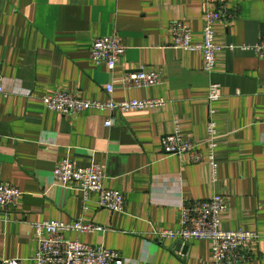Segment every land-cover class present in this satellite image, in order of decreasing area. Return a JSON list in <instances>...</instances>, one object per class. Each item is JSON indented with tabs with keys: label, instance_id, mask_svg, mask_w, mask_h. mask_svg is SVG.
I'll return each instance as SVG.
<instances>
[{
	"label": "crops",
	"instance_id": "crops-1",
	"mask_svg": "<svg viewBox=\"0 0 264 264\" xmlns=\"http://www.w3.org/2000/svg\"><path fill=\"white\" fill-rule=\"evenodd\" d=\"M221 6L236 15L213 23L219 49L206 72L199 52L173 46L169 26L180 21L201 42L205 11ZM263 25L264 0H0V183L22 192L14 208L0 210V260L35 264L31 224L82 219L105 230L65 237L118 251L123 264H212L209 241L192 240L182 254L153 232L178 229L184 203L220 194L227 201L220 228L259 236L252 257L237 264H264V60L241 48L259 40ZM114 33L126 49L109 71L89 54L94 38ZM142 68L159 72L160 83L125 89L116 81ZM210 83L221 89L212 104ZM109 84L115 101L165 103L63 116L39 100L64 90L106 101ZM210 107L215 178L206 161L165 155L160 144L177 129L205 150ZM64 159L102 165L105 187L124 194V210L98 208L91 195L83 211L78 190L52 183V170Z\"/></svg>",
	"mask_w": 264,
	"mask_h": 264
},
{
	"label": "built area",
	"instance_id": "built-area-1",
	"mask_svg": "<svg viewBox=\"0 0 264 264\" xmlns=\"http://www.w3.org/2000/svg\"><path fill=\"white\" fill-rule=\"evenodd\" d=\"M229 13L225 6L219 9H207L204 13L201 42H193L192 31L184 23L173 21L169 31L173 38V46L178 49L199 52L202 57V70L211 72L214 68L215 54L219 49L214 43L213 23L224 17L235 16ZM231 48L233 46H230ZM243 50L252 51L258 58L264 60V25L259 40L255 44L241 46ZM126 47L120 37L114 33L96 37L90 48V59L95 64H104L111 71L124 54ZM0 94L4 93L1 85ZM122 88H140L154 86L160 83V74L155 71H145L143 68L126 73L116 80ZM113 84L106 87L108 99L106 101L87 100L64 90H57L52 94H45L39 98L41 104L63 116H74L86 110L106 112H126L161 106L163 99L123 100L115 101L110 96ZM221 96L218 83H210L207 99L210 104ZM214 110L209 109L207 121V140L205 150L191 139L184 138L176 129L172 134L160 138L162 152L165 155L189 154L192 162L206 161L212 168V176L217 172L215 150L217 147L216 122L213 119ZM111 118L105 121L110 125ZM52 183L64 189H75L82 194L83 211L88 209L87 202L91 195H95L98 208L122 212L125 197L122 192L106 188L104 185L105 172L102 165L94 160L86 166H77L69 159L60 160L51 174ZM22 192L7 182L0 183V210H9L16 206ZM227 209L226 197L214 194L208 199L184 203L181 208L180 226L174 230H154L155 237L172 240L175 243L187 244L192 240H207L211 246L212 264H237L252 257V248L259 241V236L250 230H223L220 228V218ZM31 229L37 240V249L33 257L35 264H123V258L118 251L103 246H91L78 239H68L66 233H87L103 231L104 227L86 222L82 219L57 221L45 220L31 224ZM17 258L0 260V264H20Z\"/></svg>",
	"mask_w": 264,
	"mask_h": 264
},
{
	"label": "water",
	"instance_id": "water-1",
	"mask_svg": "<svg viewBox=\"0 0 264 264\" xmlns=\"http://www.w3.org/2000/svg\"><path fill=\"white\" fill-rule=\"evenodd\" d=\"M188 243L187 244H182L181 242H176L175 243V249L180 251L182 254H186L188 250Z\"/></svg>",
	"mask_w": 264,
	"mask_h": 264
}]
</instances>
